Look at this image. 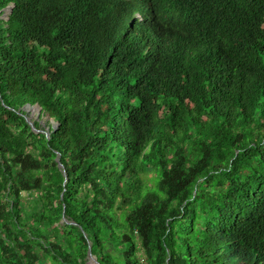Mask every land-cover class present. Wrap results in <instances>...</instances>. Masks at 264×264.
<instances>
[{"label":"trees","instance_id":"1","mask_svg":"<svg viewBox=\"0 0 264 264\" xmlns=\"http://www.w3.org/2000/svg\"><path fill=\"white\" fill-rule=\"evenodd\" d=\"M89 244L264 264V0H0V264Z\"/></svg>","mask_w":264,"mask_h":264},{"label":"water","instance_id":"2","mask_svg":"<svg viewBox=\"0 0 264 264\" xmlns=\"http://www.w3.org/2000/svg\"><path fill=\"white\" fill-rule=\"evenodd\" d=\"M7 12H10V9L7 8ZM29 108H30V109H33V110L36 111V118H38V117H39V114H40V110H41L40 107H39V105L36 104V105H34V106H29V105H25V106H24V109H26L27 111L30 110ZM29 114H30V116H31V112H29ZM29 118H30L29 116H26V120H27V122H28L30 125H32V121H31ZM32 128L34 129L33 126H32ZM56 160L58 161V165H59L60 167H62V164L59 162V157H57ZM64 175L66 176L65 171H64ZM87 258H88V260H90L91 262H93V263H95V264H99V263L95 260V258L91 255L90 244H89V246H88Z\"/></svg>","mask_w":264,"mask_h":264},{"label":"rangeland","instance_id":"3","mask_svg":"<svg viewBox=\"0 0 264 264\" xmlns=\"http://www.w3.org/2000/svg\"><path fill=\"white\" fill-rule=\"evenodd\" d=\"M30 109V108H29ZM29 112H31V117H33V118H36V111L35 110H33V109H30V110H28ZM30 119V118H29ZM41 123H43V121L41 120Z\"/></svg>","mask_w":264,"mask_h":264}]
</instances>
